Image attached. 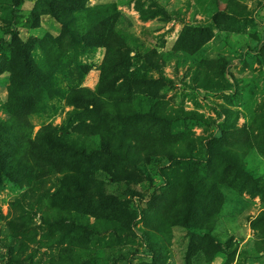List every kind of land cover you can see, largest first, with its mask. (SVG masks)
I'll return each instance as SVG.
<instances>
[{
  "label": "rangeland",
  "instance_id": "1",
  "mask_svg": "<svg viewBox=\"0 0 264 264\" xmlns=\"http://www.w3.org/2000/svg\"><path fill=\"white\" fill-rule=\"evenodd\" d=\"M77 1L104 7L107 20H114L121 40L116 52L90 39L86 28L96 27L90 18L63 25L60 21L72 13L61 0H0V40L12 30L24 45L34 42L37 58L52 73L35 97L46 111L30 115L28 125L19 120L22 130L32 139L44 127L57 129L59 136L67 131L66 141L87 146L90 153L74 165L62 158L59 163L34 158L28 151L22 155L18 141L4 131L12 75L7 60L14 56L6 38L0 54V264H52L62 248L74 250L82 264L91 258L107 264H264V0ZM67 31L80 35L71 39ZM68 64L71 68H65ZM102 70L108 76L102 78ZM86 89L97 95L99 108L93 99H71L74 91ZM113 100L130 101L135 110L142 106L160 118L164 114L169 123L144 118L137 125L117 126L100 115ZM128 128L156 140L165 136L184 156L206 164L191 165L174 150L149 161L146 140L132 135L123 152L129 146L145 161L144 175L104 150L108 143L119 151L113 146ZM97 132L110 135L101 142ZM10 148L11 159L5 157ZM37 170L45 172L41 183L34 181ZM213 172L221 180L217 215L196 206L192 213L182 202L185 193H192L193 182L207 184ZM71 175L79 176L74 186ZM95 181L109 191L118 183L122 194L126 185L142 192L126 198L133 216L141 208L139 217L130 221L115 215L117 207L94 189L80 192L81 183ZM189 199L213 207L206 197ZM40 209L53 217L70 212L75 221L48 231ZM178 215L210 227L209 233L188 228ZM11 220L27 229L19 231ZM152 245L160 248L157 254L149 250Z\"/></svg>",
  "mask_w": 264,
  "mask_h": 264
},
{
  "label": "trees",
  "instance_id": "2",
  "mask_svg": "<svg viewBox=\"0 0 264 264\" xmlns=\"http://www.w3.org/2000/svg\"><path fill=\"white\" fill-rule=\"evenodd\" d=\"M61 3L63 4V9H67L70 13H72V16L69 18H64L62 21H60L63 25H67L68 23H75L76 21L81 22L83 20H86V18H90L94 24H96V27L92 28L90 24L87 26L88 35H90V39L95 41V39L99 42V46H102L104 50L107 52H116L118 43H121L120 41H117V33L115 32L114 26L115 22L114 20H107V12L104 9V7L101 6H95L93 8H89L87 6L78 5L77 0H61ZM77 6H79L77 8ZM60 19V18H59ZM71 27V26H70ZM68 35L71 39L78 38L79 35H76V33H69L67 31ZM79 33V32H78ZM10 38L11 42L9 44V49L13 52L14 56L8 59V64L10 67H8V71L11 72V86L9 90V100L6 105V109L9 116V121L6 122L5 125H2L5 132H8L10 137H12L14 140H17L19 143L21 154L25 155L28 151L31 153V156L34 158H40L44 157L47 159H51L55 163H59L58 159H61V162L65 159V162L67 164H76L79 163L80 160L84 161L85 159L90 158V153L88 151L87 146L84 145H77V144H71L69 141H66V135L68 134L67 131H59L57 129L52 130L50 127H44L38 133L36 134L35 138L32 139L30 136L26 135L25 131L22 130L21 123L25 121V123L28 125L27 118L38 112V111H46V108L40 107L42 104L41 101H38L35 99L39 89H41L43 86L47 84L48 81L52 80V73L50 72V67L46 69V62L44 60H40L37 58L38 51L35 49L36 44L34 42H31L29 45H24L18 37V33L15 31H10L4 35V38L0 40V54L4 52V40L6 38ZM87 35H85V38L83 41H86ZM82 39V37H81ZM123 41V39H122ZM125 41V40H124ZM126 42V41H125ZM120 54V50H119ZM7 55V54H5ZM117 58V53L114 54V59ZM5 61V59H3ZM121 63L123 64V60L121 59ZM104 68L106 64L103 63ZM71 68V65L68 64L65 66ZM102 75V78L104 76H108L107 73L103 72L100 73ZM103 81V80H102ZM21 88V89H19ZM116 89L112 88L111 93L114 94V91ZM102 95V94H101ZM70 97L72 100H78V101H85V100H91L93 99L92 104L96 107H100L99 102H97V95L95 93H92L90 90H79L74 91L72 94H70ZM105 97H108V93H105ZM110 99V98H109ZM114 104L111 106V109H105L103 113L100 115H103L104 117H107L108 119L114 120V122L117 121L118 125H132V124H139L142 119L151 118L154 121H158L162 123L163 126L167 125L169 122L166 120L165 115L163 114L160 118L157 114H151L147 110H145L144 107L140 106V110H135L134 105L132 102H122L121 104L116 103V101H112ZM128 102V103H127ZM120 105H124L125 108H121ZM194 116V115H193ZM191 116V117H193ZM17 118V119H16ZM30 127V126H29ZM113 129V126H112ZM125 133H122L117 138V143L114 145V148H119L120 150H111L110 144L107 143V147L104 146L105 152L107 154H111L110 152H114L116 155H119L123 161H126L128 163H131L136 170H138L140 173L146 175L147 174V168L146 163L143 160L139 159L137 153L133 151L129 146L126 149V152H123L124 145L126 144V139L130 136H135L136 141H145L148 144V156L149 161H152V156L154 154H162L163 156H166L169 154L170 151L174 150V153L177 151L180 153L177 158H184L187 159L188 162L191 165L195 166H201L206 164V160H198L195 157H186L183 154V151L181 149H176V144L174 146V142L170 139H167L165 136L160 137L159 140L154 139L153 137L147 135L146 133H140L137 130H130ZM103 131V130H102ZM71 132V131H70ZM101 140V142L104 141L105 135H110L108 132H97L96 133ZM149 139V140H147ZM5 145H8L7 141H5ZM26 147V148H25ZM77 154L79 156L76 157ZM7 155V156H6ZM13 153L11 151V148L9 150V153L5 151V157L11 159ZM60 162V163H61ZM22 168L24 166L22 165ZM220 172V171H219ZM219 172H213L214 176L208 180L207 184L200 183L198 186H196L195 182H193L192 193L187 194L185 193L183 203L185 207H188L192 213H194V206H196L198 209H201L204 214L206 215H217L216 213V206H220L219 202V195H218V184L220 180V174ZM45 174V172H41V170H37V173H35V180H38V183H41L42 176ZM160 174L165 178L166 172L161 169ZM71 181L70 183H74L79 179L78 175H71L70 176ZM11 181L17 182L15 176H10ZM93 185H90L88 183H81L80 184V192L85 195V191L92 192L94 189V193H98L99 196L102 197V200L106 204H114L115 207V215L117 216H124L125 219H128L130 221H133L134 219L138 218L141 211V208H135L134 209V216L132 212L130 211V208H128L126 200L127 197L134 196V197H142V192L138 191L134 188L132 185H126V189L128 190L126 193L122 194V190L120 189L121 186L117 183V185L113 186L116 188V190H108V186L102 181H95L93 182ZM74 184H72L74 186ZM39 184L34 182V187L37 188ZM171 186V184H169ZM69 186V185H67ZM84 190V191H83ZM70 191V190H69ZM175 194H178L177 190L174 189ZM66 193V192H65ZM192 195H200L201 197H206L208 201H210L213 204V207L211 210L205 208L204 203L199 202L197 205L194 204L193 200L189 199ZM36 198L40 197L35 196ZM41 210V209H40ZM44 213V217L47 219L48 224V231H56L54 229H62V222L65 221H75L74 215L67 211H62L60 213L59 217H53L51 213L45 212L44 210H41ZM117 212V213H116ZM217 218V216H216ZM177 219L181 222L186 221V218L184 216L178 215ZM10 224L18 225L19 231H25L27 229V225L23 224L20 220L17 223L15 220H11ZM185 226L188 228L194 229L200 233L206 234L209 233L210 227H201L197 222L193 221L191 222L186 221ZM129 224H123L121 226H129ZM90 227V224H86L85 228ZM93 227V226H92ZM95 228V227H94ZM113 232H116L115 228H111ZM118 231V229H117ZM139 232L143 233L142 230L138 229ZM127 235V233H125ZM59 239H64L65 233L61 232L59 234ZM59 249V248H57ZM158 249L160 248L158 246H151L149 249L152 254H157ZM59 256L58 258H61L60 261L55 260V263L53 261L52 264H82L81 261H79V256L75 254V251L72 252L69 251L68 248H62L58 250ZM65 259V260H64ZM84 264H107V261L100 260L96 261V258L89 259Z\"/></svg>",
  "mask_w": 264,
  "mask_h": 264
}]
</instances>
